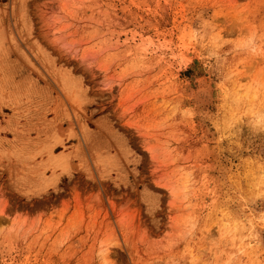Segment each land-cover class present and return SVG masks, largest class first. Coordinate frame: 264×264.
I'll list each match as a JSON object with an SVG mask.
<instances>
[{
  "label": "rangeland",
  "instance_id": "374dc122",
  "mask_svg": "<svg viewBox=\"0 0 264 264\" xmlns=\"http://www.w3.org/2000/svg\"><path fill=\"white\" fill-rule=\"evenodd\" d=\"M0 264H264V0H0Z\"/></svg>",
  "mask_w": 264,
  "mask_h": 264
}]
</instances>
